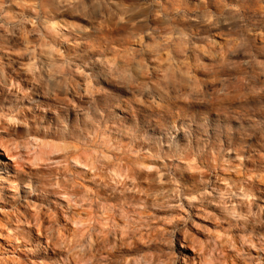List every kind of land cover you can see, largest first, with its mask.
<instances>
[{"label":"clouds","instance_id":"obj_1","mask_svg":"<svg viewBox=\"0 0 264 264\" xmlns=\"http://www.w3.org/2000/svg\"><path fill=\"white\" fill-rule=\"evenodd\" d=\"M0 264H264V0H0Z\"/></svg>","mask_w":264,"mask_h":264}]
</instances>
